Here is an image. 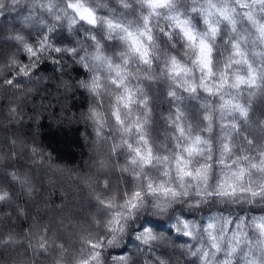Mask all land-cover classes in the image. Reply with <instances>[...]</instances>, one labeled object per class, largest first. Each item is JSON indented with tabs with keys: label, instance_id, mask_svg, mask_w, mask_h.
Listing matches in <instances>:
<instances>
[{
	"label": "trees",
	"instance_id": "16d2710c",
	"mask_svg": "<svg viewBox=\"0 0 264 264\" xmlns=\"http://www.w3.org/2000/svg\"><path fill=\"white\" fill-rule=\"evenodd\" d=\"M5 35L0 264H264V0H0Z\"/></svg>",
	"mask_w": 264,
	"mask_h": 264
},
{
	"label": "rangeland",
	"instance_id": "374dc122",
	"mask_svg": "<svg viewBox=\"0 0 264 264\" xmlns=\"http://www.w3.org/2000/svg\"><path fill=\"white\" fill-rule=\"evenodd\" d=\"M74 8H75V11H76V13L80 16V17H84V18H87V19H92V15H91V12L88 10V9H86V8H83V7H79V6H74ZM12 37H15V36H13V35H10V38H12ZM8 39V35L6 36L5 35V37L4 36H0V46H10L11 44H10V41L9 40H7ZM50 80H46L45 78H42V81L41 82H43V84H45V82L46 83H48ZM51 82L55 85V87L57 88V89H59V90H64V91H66V92H68L69 94H71V92H72V90H71V85L69 84V82L68 81H60V82H58V83H56V82H54V80H51ZM42 84V83H41ZM29 92H32L33 93V89H30L29 90ZM29 94V93H28ZM52 97L56 100V99H58L59 97H60V94L59 93H57V92H54L53 94H52ZM16 98V97H15ZM14 98V99H15ZM17 100H18V98H16ZM11 100H13V98H11ZM47 107H49V105L47 106ZM22 113V111H20V114ZM21 116V115H20ZM19 116V117H20ZM66 116H65V114H62V117L61 118H65ZM74 118H76V116L74 117ZM74 118H72V117H70L69 118V120H71L70 122L71 123H73V120H74ZM29 119H31V117L29 118ZM76 119H78L81 123H82V117H78V118H76ZM10 120L11 121H14L15 120V118H13L12 116L10 117ZM4 124H2L3 126L4 125H8L9 124V122L7 121V120H5V122H3ZM17 125V124H16ZM9 126V125H8ZM7 126V128L8 129H10V127H8ZM19 126V125H18ZM19 142V141H18ZM88 142V149H87V153H88V161H86V166H89L90 168H92V167H94V169H95V171L96 172H98V173H103V172H105V173H109L110 172V170H109V168L107 167V164L106 165H103V161H102V159H98V154H97V141L95 140V139H91V140H88L87 141ZM97 142V143H96ZM17 142H15V140H11V142L9 143V147H11V148H15L16 149V151L18 152V151H21L22 149H24L25 148V144L23 143V142H19L18 144H16ZM104 152L106 153V151H105V149H104ZM46 167H49V165H46ZM41 167H39L38 169H37V171H40L41 169H40ZM42 169H47V168H45V167H42ZM54 172H55V175H58L59 176V178H62V175H60L61 173L60 172H58V170L56 171V170H54ZM29 181H31V179L29 180ZM47 183H48V180H47ZM68 183H69V185H70V183L72 184V180H70V179H68ZM68 183H66L65 185L66 186H69L68 185ZM37 188H35V190H36ZM38 190V189H37ZM71 190H73L76 194L74 195V198H71V199H69L68 201H67V203L70 205V206H72V204H74V205H80V203L79 202H81L84 206L85 205H87V204H89L90 203V197H91V194L90 193H88V192H85V191H82L80 188H78V187H76V188H74L73 187V189H71ZM18 194L19 195H26V197L28 198V199H32L33 198V195L32 194H30V192H29V190H28V188L27 187H25V185H23V186H20V187H18ZM73 205V206H74ZM70 206H69V208H70ZM42 207H44V206H42ZM41 207V208H42ZM98 211V210H97ZM10 216V215H9ZM256 224H257V227L260 229V232H261V234H262V240H263V243H264V216H259L257 219H256ZM62 229H65V231H66V228L64 227V226H62ZM72 240H74L73 238L70 240V241H72Z\"/></svg>",
	"mask_w": 264,
	"mask_h": 264
},
{
	"label": "bare ground",
	"instance_id": "6f19581e",
	"mask_svg": "<svg viewBox=\"0 0 264 264\" xmlns=\"http://www.w3.org/2000/svg\"><path fill=\"white\" fill-rule=\"evenodd\" d=\"M5 158V157H4ZM257 160V159H256ZM193 162V161H192ZM217 190V189H216ZM216 195V194H215ZM233 207H234V205H233Z\"/></svg>",
	"mask_w": 264,
	"mask_h": 264
}]
</instances>
